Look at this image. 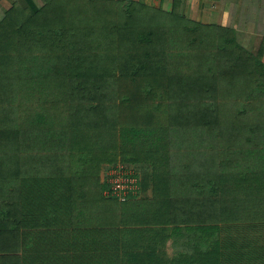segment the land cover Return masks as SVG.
Wrapping results in <instances>:
<instances>
[{
  "label": "trees",
  "instance_id": "16d2710c",
  "mask_svg": "<svg viewBox=\"0 0 264 264\" xmlns=\"http://www.w3.org/2000/svg\"><path fill=\"white\" fill-rule=\"evenodd\" d=\"M101 1L0 20V264H264V38Z\"/></svg>",
  "mask_w": 264,
  "mask_h": 264
},
{
  "label": "crops",
  "instance_id": "0c3cea01",
  "mask_svg": "<svg viewBox=\"0 0 264 264\" xmlns=\"http://www.w3.org/2000/svg\"><path fill=\"white\" fill-rule=\"evenodd\" d=\"M46 0H0V20L15 5L35 8ZM85 4H101V0H75ZM137 2L176 13L184 18L205 25H217L235 31L237 41H254L256 46L264 38V0H115Z\"/></svg>",
  "mask_w": 264,
  "mask_h": 264
},
{
  "label": "built area",
  "instance_id": "2783aa9c",
  "mask_svg": "<svg viewBox=\"0 0 264 264\" xmlns=\"http://www.w3.org/2000/svg\"><path fill=\"white\" fill-rule=\"evenodd\" d=\"M134 175L127 169L125 164L117 162L106 170L105 189L103 194L106 196H114L119 200H124L128 195L137 196V180ZM137 192V193H136Z\"/></svg>",
  "mask_w": 264,
  "mask_h": 264
},
{
  "label": "rangeland",
  "instance_id": "374dc122",
  "mask_svg": "<svg viewBox=\"0 0 264 264\" xmlns=\"http://www.w3.org/2000/svg\"><path fill=\"white\" fill-rule=\"evenodd\" d=\"M243 43H245V45H246L245 47L247 49H250L251 47H254L255 46L253 44L254 41H249V42L244 41ZM262 111H264V110L262 109ZM263 116H264V114H263ZM125 166L127 167L129 173L131 172L134 175L133 176L134 179L137 180V188H138V193L136 192L137 193V196H142V194H141V175H143L144 167L140 166L139 164L132 165V166H129V165H126L125 164ZM106 170H104V171L101 172V180H102V182H104L103 180L105 179ZM147 194H149V190L147 191ZM168 251H171V248L170 247H168Z\"/></svg>",
  "mask_w": 264,
  "mask_h": 264
}]
</instances>
